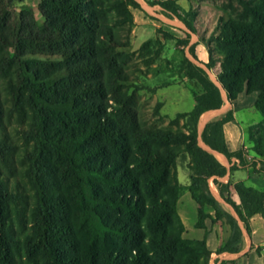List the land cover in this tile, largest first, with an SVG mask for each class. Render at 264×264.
<instances>
[{
    "label": "trees",
    "instance_id": "obj_1",
    "mask_svg": "<svg viewBox=\"0 0 264 264\" xmlns=\"http://www.w3.org/2000/svg\"><path fill=\"white\" fill-rule=\"evenodd\" d=\"M0 0V165L16 151L5 122L16 117L23 176L34 191V205L14 228L21 195L10 191L0 170V264H209L206 240H187L176 211L182 186L176 173L182 154L189 159L188 191L197 205L198 229L214 221L230 228L228 243L218 250L239 253L242 231L209 189L213 183L248 231L255 215L264 218V192L219 182L227 168L198 145L200 117L219 109L220 88L207 72L185 59L179 73L196 81L189 112L176 114L168 128L140 127L127 107L123 89L129 75L121 66L130 47L135 0H39L44 18L36 25ZM241 11L222 23L218 36L223 56L219 83L228 100L255 94L261 121L247 128L255 157H264V0H239ZM192 13V12H191ZM190 13V14H191ZM189 14V13H188ZM192 15H194L192 13ZM114 17V20L110 19ZM195 32L189 20L178 17ZM33 21V22H32ZM124 35V36H123ZM160 45V41L156 42ZM144 42L137 54L149 50ZM207 69L214 67L209 49ZM55 60H32V56ZM192 57L198 61L192 52ZM200 63V62H199ZM39 64L41 71H37ZM201 64V63H200ZM113 102L116 118L107 110ZM228 112L208 122L203 143L228 160H243L227 149L223 125ZM256 158L250 165L257 167ZM258 173H264V162ZM220 264H225L221 262Z\"/></svg>",
    "mask_w": 264,
    "mask_h": 264
},
{
    "label": "rangeland",
    "instance_id": "obj_2",
    "mask_svg": "<svg viewBox=\"0 0 264 264\" xmlns=\"http://www.w3.org/2000/svg\"><path fill=\"white\" fill-rule=\"evenodd\" d=\"M135 1L140 5V8L130 9L133 25L129 37L130 47L125 50L128 57L123 61L119 59L121 66L129 75V83L124 87L122 96L127 107L135 113L140 127L167 129L169 121L174 119L176 114L189 112L193 108V94H203L202 87L196 81L187 79L184 72L179 73L185 59L202 67L213 83L220 88L221 92L224 91L218 79L223 56L219 52L217 38L222 34V23L228 20L229 17H235L241 11V5L239 0ZM39 5V0H23L13 2L11 8L30 21L32 20V14L36 25L42 26L44 18L39 11ZM178 17L189 20L195 32L189 31L179 21ZM110 19L114 20V17ZM157 39L160 41V45L155 43ZM147 41H151L149 50L137 54L141 45ZM209 49L214 62L212 69H207L204 65L198 64L192 57L193 52L198 60L208 63ZM48 59L55 60L51 56H32V60L44 61ZM34 66H36L37 71L42 70L39 64ZM165 102L167 104L163 107ZM110 104L111 107L107 110V113L109 116L112 115L111 117L114 119L117 114L112 101H110ZM220 108L225 111L223 117L228 112L232 113L224 104ZM252 118L261 120L262 116L259 112H256V115H253ZM205 120L199 121L201 126L198 128V145L204 150L208 148L201 138ZM22 128L23 124L16 117L5 122L6 136L15 145L16 151L7 163L0 165L1 176L10 191L21 195L15 209L19 211V214H13V223L16 230H19L18 223L27 219L30 209L34 205V191L23 176L24 162L21 150L25 144L17 135V131ZM246 155V149H243L240 152L243 163L247 160ZM188 165L187 155L182 154L178 158L176 166L177 179L182 186L176 206L177 215L185 228L182 237L187 240H206L208 250L213 253L209 264H214L216 253L229 241L230 228L219 221H214L213 211L209 208L204 209L205 214L208 216L205 220V228L198 229L196 227L197 205L188 191L189 176L191 174ZM225 167L227 168V174L224 178L219 179V182L230 185L231 198L237 207L241 208V198L238 192L235 191V186L249 187L250 180L254 178L255 184L263 187L253 189L264 192V173L257 172L258 168L261 167L260 165L255 169L248 166L244 171L241 168L242 163L235 161V165L226 164ZM208 184L211 193L218 197L213 178L208 180ZM220 202L237 219L232 207L225 202ZM255 216L258 217V220L253 221V228L249 220L248 231L237 219L244 235L242 247L244 240L248 243L252 242V235L249 234H253V231H255V239L264 243V218L261 215Z\"/></svg>",
    "mask_w": 264,
    "mask_h": 264
},
{
    "label": "crops",
    "instance_id": "obj_3",
    "mask_svg": "<svg viewBox=\"0 0 264 264\" xmlns=\"http://www.w3.org/2000/svg\"><path fill=\"white\" fill-rule=\"evenodd\" d=\"M197 62H198V64L200 62L201 63L200 65H203L206 63V62L205 63L201 62V60H198ZM220 92H221V90H220ZM255 97H256L255 94L245 95L244 93H242L232 103L228 100L226 92L225 91L221 92V98H222L223 104L226 105L227 109L232 112V118H233L231 121L226 122L223 125V133H224L225 143H226L227 149L230 153H240L243 149H246V153H247L246 159L249 162L246 160L245 163L242 164L241 168L244 171H245V169H247L248 166H251L250 162L254 158H256V162L258 163L257 166L259 165V162H264V157H262V158L255 157V155L252 151V143L248 140V136H247V128L250 126L258 124L261 121L258 119L254 120V118H252V116L253 115L255 116L256 112H257L255 110V108L253 107ZM162 101L164 102L165 100H162ZM166 104L167 103L165 102L163 107H165ZM224 112L225 111H223V109H221V108H219L217 110H210V111L204 113L200 117L199 121H203V119H206L204 122V124L206 125L211 120L222 118L223 117L222 115L224 114ZM200 126H201V123L198 124V128ZM205 150L208 151L209 153L213 154L215 156V158L224 166L226 164L235 165V161L237 163L238 162L241 163L238 158L233 157L230 160H228L224 155H222L216 151L211 150L209 147L206 148ZM253 179L254 178H252L250 180L249 187L261 189V187H263V186H260V185L258 186L257 184H255V180H253ZM256 179H260V178H256ZM215 190L218 193L217 189H215ZM215 198L218 202H220V201L223 202V200L220 198L219 194H218V197H215ZM227 212H229V211H227ZM233 212H234V210H233ZM237 219H238V217H237ZM254 220L257 221L258 217L254 216L250 219V221L252 223L251 224L252 228H253V221ZM242 235H243V233H242ZM249 235H252V238H253L252 242L248 243L247 241L244 240V245H243V247L239 253H228V252H224L221 254L216 253V255H215L216 260L214 261V264H220L221 262H225V264H264V243L255 239V231H253V234H249ZM243 238H244V235H243ZM212 254H211V256H212Z\"/></svg>",
    "mask_w": 264,
    "mask_h": 264
}]
</instances>
